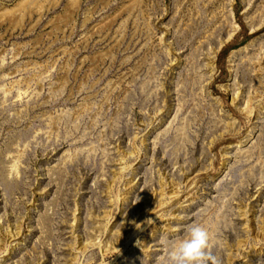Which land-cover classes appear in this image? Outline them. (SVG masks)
Listing matches in <instances>:
<instances>
[{"label":"rangeland","instance_id":"374dc122","mask_svg":"<svg viewBox=\"0 0 264 264\" xmlns=\"http://www.w3.org/2000/svg\"><path fill=\"white\" fill-rule=\"evenodd\" d=\"M193 224L264 264V0H0V264H169Z\"/></svg>","mask_w":264,"mask_h":264},{"label":"clouds","instance_id":"9594fccd","mask_svg":"<svg viewBox=\"0 0 264 264\" xmlns=\"http://www.w3.org/2000/svg\"><path fill=\"white\" fill-rule=\"evenodd\" d=\"M150 219L144 223H148ZM137 229L141 223H135ZM210 232L201 224H193L186 236L173 243L169 252V264H220L219 260L209 250Z\"/></svg>","mask_w":264,"mask_h":264}]
</instances>
